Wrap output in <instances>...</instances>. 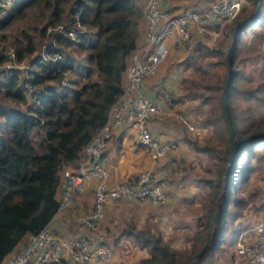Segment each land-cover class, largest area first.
I'll use <instances>...</instances> for the list:
<instances>
[{"label": "trees", "instance_id": "16d2710c", "mask_svg": "<svg viewBox=\"0 0 264 264\" xmlns=\"http://www.w3.org/2000/svg\"><path fill=\"white\" fill-rule=\"evenodd\" d=\"M4 1L0 0V42L12 45L15 58L22 61L45 41L46 55L33 57V67L22 76L13 69L0 77V264L55 216L61 171L70 165L76 167L85 145L104 125L110 106L123 90L130 55L147 45L144 30H140L143 9L135 0H10L6 6ZM260 1L257 17L238 33L229 82L235 29L254 17L257 0H244L218 41L192 33L188 41L192 44L186 43L189 53L179 61L184 75L191 70L181 78L178 96L162 76L151 82L149 90L153 93L148 94L166 109L185 100L204 106L197 111L200 116L194 115L195 125L209 128L210 136L182 134L188 148L200 158L198 177L186 170L192 168L191 163L180 164L181 157L176 159L175 151L167 155V159L173 157L174 164L169 171L166 164L162 171L153 170L154 182L160 183L159 174L183 171L184 180L197 187L190 193L193 198L184 197L195 203L196 197L201 200L195 217L197 227L184 241L189 247L179 248L165 241L153 225L136 226L129 221L118 236L132 237L145 254L128 264L190 263L213 234L224 175L216 236L195 264H215L216 247L222 248L229 223L236 235L256 223L234 227L239 216L235 208L245 203L240 186L247 184L264 162V82L256 87L244 82L250 77L247 69L251 58L243 54L251 33L257 43L264 40V0ZM28 10L33 12L30 21L14 25V31H5ZM53 27L56 31L46 35V29ZM195 37L200 39L195 41ZM200 57L208 60L206 66L198 63ZM30 90L35 95L31 99ZM235 137L239 144L226 174ZM88 188L93 193V184ZM119 201L128 202H110ZM261 206L263 209L264 203ZM109 240L106 243L110 246Z\"/></svg>", "mask_w": 264, "mask_h": 264}, {"label": "built area", "instance_id": "2783aa9c", "mask_svg": "<svg viewBox=\"0 0 264 264\" xmlns=\"http://www.w3.org/2000/svg\"><path fill=\"white\" fill-rule=\"evenodd\" d=\"M9 3L10 0H5L2 4ZM243 3L244 0H206L174 11L164 0H144L143 38L147 45L130 55L124 71L123 90L110 106L104 125L85 145L76 167L64 168L60 173L57 212L69 210L75 193L93 184L91 207L71 216L78 233L69 238L55 232L48 223L29 235L24 245L11 252L1 264H108L113 250L97 227L109 202L147 200L153 206L167 202L168 195L158 182H154L152 169L141 170L132 181L112 182L114 168L102 162V154L113 133L125 127H130L137 144L153 161L172 148L171 142L161 140L150 128V118L164 113L166 108L148 94L146 79L157 73L172 47H183L192 33L215 35L214 29L220 30L234 19ZM6 56L12 64H8L9 69L3 73L10 74L15 61L14 49H8ZM28 97H35L33 90L28 92ZM234 244L233 255L238 264H264V208L259 221L240 230Z\"/></svg>", "mask_w": 264, "mask_h": 264}, {"label": "rangeland", "instance_id": "374dc122", "mask_svg": "<svg viewBox=\"0 0 264 264\" xmlns=\"http://www.w3.org/2000/svg\"><path fill=\"white\" fill-rule=\"evenodd\" d=\"M137 2V5H139L143 9V17H144V0H135ZM195 0H173V2L176 5H179L181 7L191 5ZM250 4H248L249 6ZM33 17L32 10H28L26 15L23 17H20L17 19L14 23H12L9 27L5 29L6 32L8 31H14L15 26L22 23H26L31 20ZM144 19V18H143ZM142 24V23H141ZM226 24V23H225ZM225 24L223 27L218 30L214 29L215 35H206L201 37L202 39L212 37L214 38L213 41H218V38H221L225 31ZM143 25V24H142ZM142 31V29H140ZM56 31V27L48 28L46 29L45 34H50V32ZM200 37H195L194 40H198ZM37 40V38H36ZM253 39V33H251L247 38V43L244 44L245 49H243V54L248 55L251 59L249 61V66L247 69V75L250 77H246L245 81L247 84H251L253 87H256L259 85V83L264 82V40L261 42H256V40ZM45 41H42L38 44V47L36 48V51L31 54L30 56L26 57L22 61H19L15 58V61L13 63V69H17L20 72V75L26 74V71L28 68L33 67L31 63V59L33 57H37L39 55L45 56L46 53L44 51V45ZM191 45L192 43H188ZM188 44H184L182 47V50L180 51V47H172L167 55V57L160 63L159 65V73L155 75L154 81H158L160 76H162L163 79H165V83L167 87H169V90L174 92L177 96L180 94V80L185 75H188L191 68H189L184 75V71L180 70V64L179 61L183 59L188 53L190 47H188ZM233 44V42H232ZM12 45L5 42H0V77L6 76V74L3 73V71L7 68L8 64L10 63V58L6 56V52L8 49H13ZM230 51V50H229ZM228 51V53H229ZM73 53L77 54V51H74ZM3 54V55H1ZM207 61H205V58L200 57L198 59V63L201 65L206 66ZM154 83V82H153ZM194 103V102H193ZM204 106H194V104H190L188 101L184 102H177L173 106L167 108L164 113H161L158 115L157 120L160 125L164 124L165 126L169 127L166 128L168 130L174 131V127H176V130H178L181 135L183 133H187L188 135L192 136H199L198 130H200L197 125H195V117L194 115L200 116L201 112L198 114V110H203ZM204 112V111H203ZM160 128V129H164ZM174 129V130H173ZM175 130V131H176ZM210 130L206 129V131L202 132L204 134H200L202 137L206 138L209 134ZM183 140V139H182ZM185 140V139H184ZM183 140V144L185 141ZM203 143V142H202ZM187 144V143H185ZM184 148V147H183ZM184 154L182 155V153ZM172 153L170 150L165 154L164 157H167ZM176 159L180 158V164L186 165L188 163H191L192 168H187L188 173L192 177H198L201 173V166H200V158L199 156H195L193 154V151L188 149H176L175 152H173ZM185 157V158H184ZM177 161V160H176ZM207 162L206 160H204ZM176 163V162H175ZM210 165V164H209ZM172 168L174 164L172 163L170 165ZM154 170V169H153ZM183 172V171H181ZM180 171H177L176 173H173L172 177L174 179L176 178H184L182 177ZM158 179L161 183L164 184V182L170 177L168 174H159ZM189 177V176H187ZM131 179V178H130ZM129 180V179H128ZM248 183L244 184L243 186H240L239 193L241 196L244 197L245 203L241 204L238 208H235L237 211V214L239 215L237 218V222L235 223L234 227H244L246 225H251L259 219L260 211L262 209V204L264 203V162L261 167L254 173V176L247 181ZM166 189V188H165ZM168 191V190H167ZM194 191V190H193ZM191 191L187 194L189 197L193 198V194H190ZM174 199H172V206L166 207L164 204L153 207V205L149 201H144L145 203H141L140 206L135 205H123V208H128L130 211H133V215H130L127 219L121 217L119 219V222L115 223L112 220V216L105 213L102 220L99 222L97 231L104 235V237L109 240L110 247L113 250V257L110 263L108 264H115V263H131L135 262L139 259V257L142 254H145L144 250H141L138 247L137 242L132 237H122L118 236L121 234L122 227H126L129 223V221H132L136 226L143 225L146 226L147 224L153 225L154 227H157V229L160 230L163 239L169 243H172L174 246H178L179 248L189 247V242L186 244L184 241L187 239V235H190L197 227V221L195 217L197 216V213L199 212V205L201 203V200L199 202V198L196 196V203L189 201L185 198H181L177 194H173ZM170 198V196H169ZM175 201V202H174ZM166 207V208H165ZM117 217V216H116ZM123 222V225H121ZM109 227V231L105 230L103 227ZM108 229V228H106ZM235 231V230H234ZM233 231V227L231 223H229V228L227 229L225 233V240L223 243H221L222 246H224L223 249H219L221 247H216V254H219L220 250H224L225 253L232 254L233 256V249H234V242L236 239V234ZM119 240V241H118ZM25 242V241H24ZM24 242L21 244V246L24 245ZM20 248V247H19ZM17 248L16 250H18ZM15 250V251H16ZM222 254V255H224ZM233 259V258H232ZM234 263L238 264V261L236 257H234ZM192 261V260H191ZM190 261V262H191ZM189 264V263H188ZM215 264H219L217 261H215Z\"/></svg>", "mask_w": 264, "mask_h": 264}, {"label": "crops", "instance_id": "0c3cea01", "mask_svg": "<svg viewBox=\"0 0 264 264\" xmlns=\"http://www.w3.org/2000/svg\"><path fill=\"white\" fill-rule=\"evenodd\" d=\"M205 1L206 0H195L194 3L195 4L204 3ZM164 3L168 7H170L171 10L174 11H178L186 7V6L181 7L179 5H176L173 2V0H164ZM142 24L140 25V29H142L143 31L145 28V19H143ZM159 70L160 69L158 68V73ZM155 78H156L155 76H152L146 79V89L149 93H153L152 91L150 92L149 89L151 82L154 81ZM124 83H125V79L123 78V85ZM158 115L160 114H156L152 116L149 120V125L152 132L155 135H157L161 140L169 141L173 144L170 151H175L178 148L188 149V146L185 143L183 144L182 135L178 130H176V127H174L176 131L174 129H173L174 131L166 129L169 127L165 126L164 125L165 123L162 125L159 124L157 120ZM163 127L165 128L160 129ZM206 129L209 128L203 127L200 130H198V134L200 138L202 137L200 134L206 131ZM164 156L165 155H163V157L155 161L151 160L146 155L143 147L138 145L137 142L135 141L132 130L129 129V127H125L113 133L112 137L107 143L102 159L105 165H109L114 168V176L112 178V182H116V181H127L130 178L132 179L136 177L138 172H140L143 169H152L153 171V169L161 168L162 171L164 170V168L162 167L164 166L163 164H166L165 166H167V171H169L171 167L170 165L173 163V157L167 159V157ZM158 164L160 165L162 164V165L159 166ZM69 167L71 168V165ZM172 175L173 174H171L170 177H168V179L164 182V184L161 182L159 183L168 195V200L164 204V206L167 205L166 207L172 206V199L175 200L176 198V197L174 198V195H172V193L177 194L181 198H184L185 195L188 194V192L190 191L193 192V190L194 191L197 190V187L194 184L187 182L186 180H184V178L174 179ZM92 202H93V193L92 190L89 188L81 193L75 194L71 208L67 211L57 212L55 216L52 218V220L49 222V224L58 234L67 236L69 238H73V236H75L79 230L76 229V227L71 223V216L76 213H80L87 210L89 207H91ZM141 203H145V202L144 201H128L127 203L124 201L110 202L108 204L107 214L111 215L112 220L115 223H117V221L119 222L120 217L121 220L122 218L127 219L130 215L134 214L133 211L129 210V207L123 208V205L124 206L135 205L139 207ZM153 207H157V206H153ZM121 225H123V222ZM103 228L109 231L108 226ZM223 248L224 246H222L221 249ZM224 250L219 251V254L216 257V261L219 264H235L234 257L232 259V254L229 253L224 254L225 252ZM88 264H94V263H88Z\"/></svg>", "mask_w": 264, "mask_h": 264}, {"label": "water", "instance_id": "95a60500", "mask_svg": "<svg viewBox=\"0 0 264 264\" xmlns=\"http://www.w3.org/2000/svg\"><path fill=\"white\" fill-rule=\"evenodd\" d=\"M257 3H258V7H257V10L255 12L254 17L252 19L248 20V21H245V22L239 24L236 27V29H235V38H234V41H233V44H232V48H231V51H230V54H229L230 55V65H229V76L227 78L228 82H229V80L232 77V61H231V58H232V53H233V51L235 49V46H236L238 33H239L241 28L246 27L249 24H251L253 22V20L257 17V15L259 14V11L261 9V1L257 0ZM225 92H226V89H225L224 93ZM238 144H239V141H238L237 137H235L234 140H233L231 156H230L229 161H228V168L226 170V174H227V172H228L229 168L231 167V164H232V162L234 160V155H235V152L237 150ZM224 192H225V175H224V187H223L222 193L220 195V198L218 200V207H217V210L215 212V225H214L213 234H212L211 238L204 244V246L201 248V250L194 256V258L192 259V261L189 264H195L196 263V260L204 254V252L206 251V249L212 243V241L214 240V238L216 236V223H217V219H218V216H219L218 210H219V207H220V204H221V198H222Z\"/></svg>", "mask_w": 264, "mask_h": 264}]
</instances>
